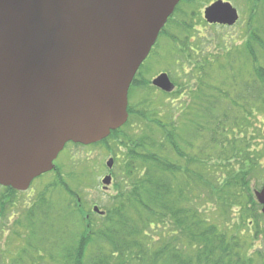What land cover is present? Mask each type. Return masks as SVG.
<instances>
[{"label":"trees","instance_id":"trees-1","mask_svg":"<svg viewBox=\"0 0 264 264\" xmlns=\"http://www.w3.org/2000/svg\"><path fill=\"white\" fill-rule=\"evenodd\" d=\"M245 2L241 47L234 37L216 39L207 31L195 32L192 44L188 31L178 54L153 49L156 58L179 56V67L191 72L190 82L174 83L178 91L162 93L186 101L176 110L153 111L129 103L127 123L91 146L114 157L115 194L100 208L103 216L85 210L77 189L81 174H63L57 166L37 179L20 217L19 193L0 187V264H264V251L245 254L232 233L245 223L257 229L264 218L249 168L255 128L264 117V0ZM215 68L223 77L206 82ZM139 85L134 78L129 96ZM146 102L138 105L153 104ZM134 118L145 126L128 134ZM130 127L136 130L138 122Z\"/></svg>","mask_w":264,"mask_h":264},{"label":"water","instance_id":"water-1","mask_svg":"<svg viewBox=\"0 0 264 264\" xmlns=\"http://www.w3.org/2000/svg\"><path fill=\"white\" fill-rule=\"evenodd\" d=\"M179 1L0 0V187L27 191L66 144H96L126 123L131 83ZM204 15L238 21L222 1ZM152 86L173 89L165 74ZM256 198L264 215V189Z\"/></svg>","mask_w":264,"mask_h":264},{"label":"rangeland","instance_id":"rangeland-1","mask_svg":"<svg viewBox=\"0 0 264 264\" xmlns=\"http://www.w3.org/2000/svg\"><path fill=\"white\" fill-rule=\"evenodd\" d=\"M229 2L238 11L240 15V21L238 22V24L229 29L219 28V30H215L213 27L212 29L207 31V34L210 33L216 39H220L225 36L234 37L235 42H237L236 44L238 45V47H241V44L246 40L245 35L242 34L243 32L242 26L245 25L246 21H248V12L246 10V5H245L246 2L245 0H232ZM181 14H182V10H178L177 15H181ZM182 21L183 23L179 22V24L175 25L174 15L169 16L166 26H164L163 30L160 32V34H165V36L159 37L156 40L155 45H154V48L156 47L154 50L157 53L161 54L162 52H167L170 50V48H173V49H177L175 54H178L177 52L181 50L179 48H182L180 46L179 39L182 38L183 40L185 33L188 31L189 32L187 35H189L190 37L188 36L187 37L190 43L193 44L196 41L197 35H195L196 34L195 31H192L194 29H191V26L189 25L190 23L193 24L194 19H192L191 22H189L188 20H186V17H184ZM195 29L196 30L198 29L199 32H202V33L204 32L203 29L201 30L197 26H195ZM166 35L169 36V38ZM209 43L210 42H206L205 45L202 47V50H205ZM202 44L203 42L201 43V46ZM170 53L166 54L167 56H165L164 58H156L153 56V54H150L146 58V60L143 62L142 66L139 68L135 78H137L139 82H143L144 86L142 87L141 85H139V87L136 90H133V93H131V96H129V103L131 107L136 109V111H140L142 108H146L145 110L147 111V110H150L149 109L150 107H151V111H153L154 106H163V107L165 106L167 110L168 109L176 110L178 107H180L181 104H184V102L186 101L185 98L178 100L174 96L172 97L165 96V95L163 96L162 91H159L157 88L152 87V82L157 78L159 74H162V73L167 75L168 80L172 82L173 84L175 82L176 84H178V83H181L182 81L184 83L186 82L188 83L191 81L190 80L191 72L189 73V69L185 68L184 70H182L179 67V64L177 63V61L179 60V56H173ZM167 61H169L171 64L169 67H166ZM218 69L216 70L215 68V70L213 71L214 75L209 76L208 77L209 79L206 80V82L209 83L211 81H216L217 79L223 77V75L218 74ZM185 71H187V73H185ZM242 75L246 78L245 85H247L246 83H248V80H251V78H248L245 72ZM184 85L186 86V84ZM150 87L156 90H153ZM173 87L175 88L176 86L173 85ZM188 89L189 88L184 89L186 91L184 97L188 95V92H189ZM193 89L194 88H192L191 90ZM174 90L178 91L176 88V89H172L170 93H165V94L170 95L174 92ZM149 91L151 92L150 94H149ZM143 100H147L146 103H148V101L151 100L153 104H151L149 107L148 106L144 107L141 105L139 106L138 104L140 102L142 103ZM137 122H138V127L136 128V130L131 129L130 125L134 123L136 124ZM130 125L128 126L129 127L128 129H130V131H126L128 134L129 133L138 134V131H140V129H143V127L145 126L142 120L136 121L135 118L131 120ZM256 126H257V129L255 128V131L258 133V135H257V139L251 142V145H252L251 147L253 148L260 147L261 142H262L261 138H264V117L260 119V121L257 123ZM93 145H96V144H93ZM93 145H89V147L88 146L77 147L71 144L65 148V151H62L63 152L62 155H60V157L57 158L58 160H56L54 163L55 166L61 168V171L63 174L72 173L73 175L78 174V176L81 174L80 183H78L77 189L80 191L82 190L81 192H83L84 203H85L84 206H85L86 211H91L93 206L102 208L105 203V200L108 199L110 195L115 194L113 179H112L111 186L106 193L103 192L101 188L102 187L101 180L104 178L105 175L110 174V172L106 168V162H108V160L111 158L114 159V157L110 153H108L106 150H104L102 147H91ZM113 167H114V164H113ZM257 178L259 179V177ZM37 184H38V181L37 180L34 181L31 185L32 189L33 188L37 189L38 187L36 186ZM251 186H252L251 187L252 194L254 196V199L256 200L253 190L259 188L258 193H260L263 190V188L261 191H259L261 186L258 183L256 184L253 183L251 184ZM33 190H29L26 193L19 194L18 201L16 202V205H15V214H19V217L24 212V210L22 209L24 208L22 206L23 202L26 200V197H28ZM1 193L2 191L0 189V194ZM8 225H10L9 222H8ZM258 226L259 227L257 229H256V226L255 227L253 226V228L250 229L252 233L250 232L249 225L247 223H245L244 226H240L237 230H232V233L234 235L238 234L241 240L240 244L245 245L244 246V249L246 250L245 254L252 253L254 250H257V249H261L262 251H264V218H261L259 220ZM256 231L258 233H256ZM2 238L3 237H1V239Z\"/></svg>","mask_w":264,"mask_h":264},{"label":"flooded vegetation","instance_id":"flooded-vegetation-1","mask_svg":"<svg viewBox=\"0 0 264 264\" xmlns=\"http://www.w3.org/2000/svg\"><path fill=\"white\" fill-rule=\"evenodd\" d=\"M261 141H259L261 142V145L260 147H258V149L252 147L254 151L252 152V156H251L252 162L249 165V168L251 170L250 187H252L251 184L258 183L261 186L259 191H261L262 188H264V138H261ZM257 151H258V155L255 156V153ZM257 177H259V179ZM258 189L253 190L254 194L258 192Z\"/></svg>","mask_w":264,"mask_h":264},{"label":"bare ground","instance_id":"bare-ground-1","mask_svg":"<svg viewBox=\"0 0 264 264\" xmlns=\"http://www.w3.org/2000/svg\"><path fill=\"white\" fill-rule=\"evenodd\" d=\"M110 186H111V184H110Z\"/></svg>","mask_w":264,"mask_h":264}]
</instances>
